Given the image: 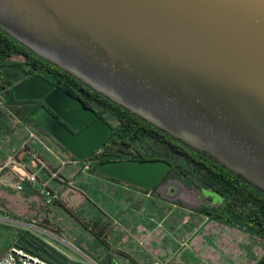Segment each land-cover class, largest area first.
I'll list each match as a JSON object with an SVG mask.
<instances>
[{
  "label": "water",
  "instance_id": "1",
  "mask_svg": "<svg viewBox=\"0 0 264 264\" xmlns=\"http://www.w3.org/2000/svg\"><path fill=\"white\" fill-rule=\"evenodd\" d=\"M0 32L31 55L264 194V0H0ZM41 101L29 117L76 162L111 127L39 75L12 92ZM163 160H111L94 174L190 208H216L211 189L165 179ZM214 201H217L214 203ZM26 225L12 247L69 259Z\"/></svg>",
  "mask_w": 264,
  "mask_h": 264
},
{
  "label": "crops",
  "instance_id": "2",
  "mask_svg": "<svg viewBox=\"0 0 264 264\" xmlns=\"http://www.w3.org/2000/svg\"><path fill=\"white\" fill-rule=\"evenodd\" d=\"M12 116L11 105L0 95V220L14 224L9 246L27 224L47 229L41 221L51 223L54 208H78L86 220L106 223L105 233L95 239L100 247L86 255L96 264H231L237 260L238 264H255L263 255L260 238L171 205L152 192L81 172L55 145L51 146L57 152L44 144L56 158L37 159L47 169L41 167L31 160L27 149L36 146L18 153L28 128L16 116L19 125L13 128ZM12 155L36 177L33 183H21L19 191L13 188L19 169L6 165ZM44 190L56 200L46 204ZM60 230L58 236L64 239Z\"/></svg>",
  "mask_w": 264,
  "mask_h": 264
},
{
  "label": "trees",
  "instance_id": "3",
  "mask_svg": "<svg viewBox=\"0 0 264 264\" xmlns=\"http://www.w3.org/2000/svg\"><path fill=\"white\" fill-rule=\"evenodd\" d=\"M13 57L19 60H12ZM35 75L53 83L69 95L80 96L93 102L101 109L99 117L111 127V133L99 152L92 156L97 162L91 167L90 173L94 174L98 163L111 158L163 160L170 165L168 178H176L188 188H209L222 198L215 209L208 211L207 219L238 228L264 241L263 193L37 59L0 32V95L11 105L14 116L39 128L29 117L35 106L31 102H17L12 98L13 90ZM108 119L111 124L107 122ZM94 237L99 240L100 235L95 234ZM255 264H264V253Z\"/></svg>",
  "mask_w": 264,
  "mask_h": 264
},
{
  "label": "rangeland",
  "instance_id": "4",
  "mask_svg": "<svg viewBox=\"0 0 264 264\" xmlns=\"http://www.w3.org/2000/svg\"><path fill=\"white\" fill-rule=\"evenodd\" d=\"M12 60H19L17 57H13ZM111 122L110 119H108ZM111 124V123H110ZM11 125L12 127H16L19 125L17 119L12 116L11 117ZM23 125L27 126L28 133L24 141L27 144V147L29 145L36 146V149L27 148L30 152V154L34 155L37 159H42V161H45L44 159L51 160L53 157L51 154H48L42 146L44 144H48L52 149L56 150L51 144V142L47 139V136L40 130V128H37L34 126L33 123L27 122L23 123ZM57 152V150H56ZM94 161L88 160L87 163H77V165L80 168V171L84 173H90V169L93 166ZM50 167V166H49ZM86 167L87 170H84L83 168ZM52 171L53 168H50ZM43 172V171H41ZM171 179V178H170ZM49 188V187H48ZM45 191V190H44ZM47 191V190H46ZM158 196V195H156ZM174 206H181L184 209H187L189 211H193L196 215L203 214V211L205 210L204 207L200 208H190L188 206H191L193 202L189 200H185L184 203L181 201H175V202H167ZM3 210V209H2ZM207 216V215H205ZM85 216L82 214V211L78 208H75L74 210L70 209L67 211L60 210L59 208H54L53 213L49 216V221H41L43 225L46 226L48 232L52 233L53 235L58 236V232H61L60 228L63 230L62 237L64 239L57 240V239H49L57 248L58 250L62 251L63 254H65L69 259L74 261L83 262L84 257L86 255L93 254V251H96V248L100 247V243L95 240L93 236L95 234H99L100 236L105 233V227L106 223H99V220H86L84 218ZM13 226L14 224L9 222H4L0 220V256L4 253V251L8 248L9 245H11V236L13 232ZM60 227V228H59ZM244 232V231H243ZM247 233V232H245ZM248 234V233H247ZM261 241V248H264V241ZM221 254L224 255L225 253L221 251ZM228 258L230 259V251H228ZM87 257V256H86ZM239 260L235 262H231V264H238Z\"/></svg>",
  "mask_w": 264,
  "mask_h": 264
},
{
  "label": "built area",
  "instance_id": "5",
  "mask_svg": "<svg viewBox=\"0 0 264 264\" xmlns=\"http://www.w3.org/2000/svg\"><path fill=\"white\" fill-rule=\"evenodd\" d=\"M26 147H27V144H26V142H24L20 146V148H19L20 150L18 151V153L19 152H25L27 150V149H25ZM42 147L44 148V150L48 154H51V156L53 158H56V155L50 149L45 147V145ZM29 156H30L32 161L39 163L41 167L47 169V167L45 165H43L41 163V161H38L34 155L30 154ZM71 162L79 163V162H76L72 159H71ZM87 162L88 161L80 162V163H87ZM6 165L11 166V167L16 166L17 169H19L20 174L16 175V181L13 185V188L16 191H19L21 189V183H24V182L33 183L36 181L35 175L33 173H31L28 169H26V167L21 163V159L18 158L17 155H12V156L8 157V159L6 160ZM83 169L87 170L86 167H84ZM50 176L53 177L54 174L51 173ZM43 196L45 198L44 202L46 204H49L51 201L56 200V196L53 193H50L49 191H43ZM0 264H52V263H50L44 259H41L37 256L30 255L21 249L9 246L4 251V253L0 256Z\"/></svg>",
  "mask_w": 264,
  "mask_h": 264
},
{
  "label": "flooded vegetation",
  "instance_id": "6",
  "mask_svg": "<svg viewBox=\"0 0 264 264\" xmlns=\"http://www.w3.org/2000/svg\"><path fill=\"white\" fill-rule=\"evenodd\" d=\"M53 84V83H52ZM54 85V84H53ZM55 86V85H54ZM86 87V86H85ZM88 88V87H87ZM89 89V88H88ZM90 91H92L91 89H89ZM63 91V90H62ZM93 92V91H92ZM66 93V92H65ZM94 93V92H93ZM96 94V93H95ZM69 95V94H68ZM69 96H71V97H73V98H76V99H78L79 101H81L82 103L83 102H85V103H83L86 107H88L89 109H91L95 114H96V116L97 117H99V114H100V110L101 109H98L99 107H97V106H95L94 105V103L93 102H91V101H89V100H86V99H83V98H81L80 96H76V95H69ZM83 100V101H82ZM29 103L31 102V104H33V106H35V109L36 108H38L40 105H41V101H28ZM101 108V107H100ZM34 109V110H35ZM100 118V117H99ZM153 127V126H152ZM105 141V140H104ZM104 141H103V143H104ZM102 143V144H103ZM101 144V145H102ZM100 148H101V146H100ZM99 148V149H100ZM99 149H98V151L96 152V153H98L99 152ZM95 153V154H96ZM90 160H93L94 161V163H96L97 161L96 160H94V158H90ZM111 160H141V159H137V158H125V159H113V158H111L110 160H107V161H111ZM101 162H104V161H101ZM165 179H170V178H168V176H165V178H163V180H165ZM215 193V192H214ZM216 194V193H215ZM204 202V204H201V205H199L198 206V208H200V207H204L205 208V210L203 211V214H205V215H209V212L208 211H211L212 209H215V208H211V207H209V205H207V203H210V201H211V198H206V199H204L203 200ZM217 201H214V203H216ZM219 205V204H218ZM217 205V206H218ZM216 206V207H217ZM238 229V228H237Z\"/></svg>",
  "mask_w": 264,
  "mask_h": 264
}]
</instances>
